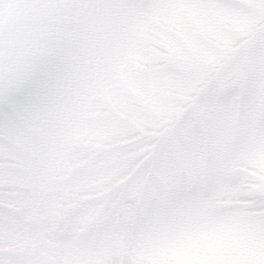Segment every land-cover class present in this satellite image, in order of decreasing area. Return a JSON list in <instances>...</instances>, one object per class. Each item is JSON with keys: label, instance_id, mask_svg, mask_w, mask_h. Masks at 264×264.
<instances>
[{"label": "snow or ice", "instance_id": "obj_1", "mask_svg": "<svg viewBox=\"0 0 264 264\" xmlns=\"http://www.w3.org/2000/svg\"><path fill=\"white\" fill-rule=\"evenodd\" d=\"M0 264H264V0H0Z\"/></svg>", "mask_w": 264, "mask_h": 264}]
</instances>
